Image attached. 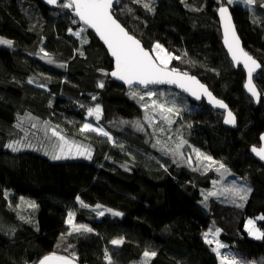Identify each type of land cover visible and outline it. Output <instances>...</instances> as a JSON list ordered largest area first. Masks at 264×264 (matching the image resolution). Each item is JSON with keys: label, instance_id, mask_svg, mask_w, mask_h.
<instances>
[{"label": "trees", "instance_id": "1", "mask_svg": "<svg viewBox=\"0 0 264 264\" xmlns=\"http://www.w3.org/2000/svg\"><path fill=\"white\" fill-rule=\"evenodd\" d=\"M221 5L225 0H119L114 14L146 47L152 50L158 42L181 57L171 67L196 75L225 100L237 117L235 127L225 125L223 113L206 103L179 105L173 87L127 88L114 80L113 59L71 9H52L40 0H0V38L13 41L11 47L0 44V264H36L53 252L74 254L81 264H109L106 251L114 264H144L145 251L157 253L147 264H220L204 237L216 228L237 261L264 264V239L245 230L246 220L254 218L264 232V164L251 153L264 133V0L229 5L245 47L262 65L254 78L262 93L258 105L245 91L244 69L224 48L216 14ZM79 28L84 31L74 35ZM151 90L157 92L153 108L165 100L163 105L173 109L171 136L157 132V142L148 119L152 107L143 95ZM96 105L102 110L96 123L114 141L80 131L85 122L94 123L87 107ZM37 120L90 149L91 159L53 160L38 148H7ZM37 133L48 148L55 147ZM188 150L225 165L236 177L232 187L235 181L252 188L247 199L233 194L229 201H204L217 174L193 166ZM52 195L75 202V224L94 231H72L67 219L49 210ZM77 196L92 207L82 208ZM22 198L37 203L35 216L13 210ZM95 205L123 215L97 217ZM121 238L122 244H111Z\"/></svg>", "mask_w": 264, "mask_h": 264}, {"label": "snow or ice", "instance_id": "2", "mask_svg": "<svg viewBox=\"0 0 264 264\" xmlns=\"http://www.w3.org/2000/svg\"><path fill=\"white\" fill-rule=\"evenodd\" d=\"M135 2L139 3L140 0H135ZM243 2L247 5H254L257 3V0H243ZM47 3L55 5L59 3V0H47ZM118 3L119 0H68L67 3L61 4V7L65 9H73L79 19L82 20L86 25H89L94 28L96 32L99 33L101 38L106 42L108 48L111 50V55L115 57V70L110 73L111 76L118 77L120 80L125 81L128 85H132L134 82H138L139 84L144 85L145 87L150 84H177L179 85V87L191 92V94L197 99H200V95L196 90H194L192 85H199V88L203 90L205 94L211 100H213L217 106L223 109L227 108V105L224 104L223 101L215 100V98L212 97V94L210 92H207L205 86L200 85L199 81L195 77L190 76L187 72L181 73L179 69L168 68V65L171 60H179L181 59V57L167 53V50L164 49L163 45L159 44L158 42L152 46V51L150 52L141 45L140 40L136 39L135 36L130 35L128 31L113 16V5ZM225 3L227 5H231L234 3V0H225ZM144 7L150 8V5L145 3ZM261 7L264 8V5H261ZM218 11L223 21L225 43L228 46L229 51L234 60L239 61L241 58L243 59L244 66L245 68H247L248 74V83L246 85V88L248 92L252 94V96L259 99L260 93L253 85L252 80L253 72L261 66L255 59H253L250 55L244 52L243 49L240 47L238 37H236L235 35L234 25L231 23V17L229 14L228 7L221 6ZM69 31L71 32L72 30L69 29ZM82 31L84 30L81 29L80 31H76L73 34L76 36H80ZM83 42L87 43L86 40H84ZM0 44L11 47L13 41L0 38ZM41 51H43V49ZM152 53H155V59L153 58ZM40 87L43 88L44 85L41 84ZM98 87L103 88V82H100ZM131 95L136 96L137 93L133 91L131 92ZM146 95L152 96L154 95V93L148 92L146 93ZM92 99L95 100L96 97L93 96ZM153 104H155V101H153ZM159 107L164 108L163 105H160ZM164 110L167 112L173 111V109L171 108ZM94 112L96 114V119L98 120L99 114L101 112V108L99 105H96L95 109H88V115L91 116ZM176 114L179 115L178 112ZM224 122L226 124H235V117L231 111H228L227 117L225 118ZM80 131L97 132L104 136L110 135L103 129L99 127H94L92 124L87 122L82 125ZM52 133L54 136L59 137L61 141H64V144L58 146L60 154L53 153L51 154L50 158L53 160L67 158L68 153L65 152V145L68 146V152H71V148L73 147V145L69 144L65 140V137L62 136L59 132H57L55 128L52 129ZM261 139L264 140V136H262ZM18 143L19 142L10 143L7 145V147L12 149L13 151H19L20 149L19 147H17ZM182 143H187V141H183ZM28 146L31 147V145ZM76 147L77 155L86 156V158L91 159L90 151H87L86 149L81 150L79 146ZM194 151L197 152L198 159L201 155H203L199 153V150ZM252 152L255 153L261 160H264V148L257 149L256 147H253ZM188 158L191 159V157ZM204 159L208 161L213 160L211 156H204ZM211 166V164L208 165V167ZM220 168H225V165L219 163V167L216 170L219 171ZM226 191H231L235 196H238L241 200H246L248 194L252 192V188L246 185H236L235 181H233V187L231 189H226ZM209 195H216V193L212 192L209 193ZM207 199L208 196H205L204 201H206ZM76 200L79 202V205L82 208L92 207L84 203V201H82L79 196H77ZM204 201H202V203H204ZM92 210L96 213L97 217L104 216L105 212L110 213L111 215L116 217H120L123 215V213L114 211L112 209H103L101 205H95ZM74 216L75 213L69 212L68 219L66 220V223L71 227L72 231L77 234L91 233L94 231V229H92L87 224H75ZM260 219L264 220V216H261ZM254 223L255 222L253 220L248 221L249 226L253 225ZM211 231L212 230L209 229L208 232L204 233L205 241L209 245L214 243V240L207 239L208 234ZM219 231V229L216 230L217 233ZM249 232L250 234L255 235L257 239H264V232H260L259 229L253 231V229L250 227ZM257 233L259 234L257 235ZM122 243L123 238L113 239L111 241V244L114 246H118ZM215 243L216 247L213 249V251L221 256L222 264H247V262L245 261H237L235 259L234 254H232V259H229L230 253L221 254L220 250L228 246L220 243L219 241H215ZM57 247H59V245ZM156 255V252L150 253L148 251H145L143 253V257L145 258L144 264H147L148 258L155 257ZM73 259H70L68 256H59L56 254V252H53L40 259L38 261V264H73ZM105 259L108 260L109 264H114V261H112L111 256L107 253V251L105 252Z\"/></svg>", "mask_w": 264, "mask_h": 264}, {"label": "rangeland", "instance_id": "3", "mask_svg": "<svg viewBox=\"0 0 264 264\" xmlns=\"http://www.w3.org/2000/svg\"><path fill=\"white\" fill-rule=\"evenodd\" d=\"M81 28L79 29H76L74 32L76 31H80ZM164 47V46H163ZM165 49V47H164ZM167 53H169L167 51ZM154 56H155V53H153ZM171 54V53H169ZM172 60L170 61L169 65L171 67V63ZM259 74V73H258ZM203 82V81H202ZM150 87V86H148ZM139 88H143V87H139ZM144 88H147V87H144ZM172 88V87H171ZM162 88H159L157 90V92H163ZM170 92H172L173 94H175V100L176 101H179V105H182L184 107V104H190V102L188 101L187 97L184 96L183 93H179V91H173L172 89H169ZM152 93H154V95L152 96H148L146 95V91H144L143 95L144 96H147L148 97V101L147 100V104L148 106L152 107L153 105V101L156 102V90H151ZM171 97V96H170ZM172 98V97H171ZM158 99H161V98H158ZM183 104H182V102ZM161 103V105H163L164 103H166L165 100H161L159 101ZM164 108H160V107H157L158 109H155L153 107H156L153 105V107L150 109L149 111V115H150V118L149 121H150V124H152L154 126V131H152L156 138V142H157V132H161L162 134H165L166 135V138L168 139V136H171L169 130H168V127L170 126L169 122L172 123L171 121H169V112L165 111L164 109H167L165 105H163ZM96 106L94 107H87V110L89 108H92V109H95ZM101 108V107H100ZM174 115L176 116V114L174 113ZM90 116V115H89ZM93 118H94V123L93 122H87V123H90L92 124L94 127H99L101 129H103L100 125H98L96 122H98L99 120L102 119V110L99 114V119L97 120L96 119V114L95 112L93 113V115H91ZM32 122V121H31ZM158 122V123H157ZM31 124V127L30 128H27L25 131H24V136L17 140L16 142H19L17 144V147H19V149H26V148H38L42 154L48 156V157H51V154L55 153V154H60L59 152V149H55V147L61 144H64V141H61L59 139V137L57 136H54L53 133H52V129H49L48 127L40 124V122L37 120L36 123H30ZM58 124L61 125V123L58 121ZM35 125V126H33ZM167 127H166V126ZM181 128V127H180ZM57 132H59L62 136L65 137V140L73 145V147L71 148V152H68V146L65 145V152L68 153L67 155V158L65 159H69V158H74V157H82L80 155H77V147L76 146H79V148L81 150H87V151H90V149L88 148H85L81 145H78L76 143H74L73 141H71L70 138L66 137L64 134H62V132H60L57 128H55ZM104 130V129H103ZM163 130L165 131V133H163ZM106 131V130H104ZM156 131V133H155ZM37 132H41L42 133V137H45V136H48L51 138H48V140H52L53 144L55 145V147L53 145H51V147H47L48 145L47 144H44V139L45 138H42L40 139V137L38 136V133ZM87 133L88 132H92V131H86ZM95 133V132H94ZM110 138H112L111 135H109ZM111 141H114L113 138L111 139ZM170 141V139H169ZM28 145H31V147H29ZM8 148V147H7ZM179 150L177 151L178 153L181 151L180 147H178ZM10 149V148H8ZM91 152V151H90ZM92 154V152H91ZM182 153H179L176 154L178 156H180ZM188 157H191V159H189L190 163L195 166L196 168H199L200 170H204V171H207V170H215L216 174H217V178L214 179L212 182H211V187L210 189L208 190H205L204 193H203V196H208V198H211V197H216V198H219V199H224V200H231L233 198H235V196L233 195V192L231 191H226V189H231L232 188V182L231 179L232 178H236L232 171L230 172V170H227L226 168H220L219 171H217L216 169L219 167V163H214L216 161L212 160V161H208L206 159H204V156H200V160H198L197 158V152L196 151H190L188 150V153H187ZM86 157V156H85ZM60 160H63V159H60ZM198 160V163L199 165H195V161ZM202 160V161H201ZM211 164L212 166L211 167H208V165ZM212 192H215L216 195H209V193H212ZM55 198H58L57 200H55ZM62 199V200H60ZM66 198H63V197H59V196H56V195H52L51 198H50V201H49V210L51 212H55L57 214H60L64 219H68V213L69 212H72L73 211V205L74 203L73 202H70V200H68ZM20 207L19 208H13V210L21 217H24V216H30V217H33L37 214L38 212V205L37 203L34 201V200H30V199H26V198H22L20 200ZM26 210V211H25ZM249 220H253L255 223L251 226L248 225V221ZM74 223H75V216H74ZM252 228L253 231H255L256 229H259L260 232H263L260 228H258L257 226V220L254 219V218H248L245 222V230L249 233V236L252 237V238H256L255 235H252L250 234L249 232V228ZM71 228V227H70ZM219 229V228H216V229H211L212 231L209 232L208 234V237L207 239L209 240H214V243L211 244V246L213 247V249L216 247V243L215 241H219L220 243L228 246V244H225L221 238H220V233H221V230L217 233L216 230ZM208 232V231H207ZM259 233H257L258 235ZM257 239V238H256ZM220 253L223 254V253H230L229 255V259H232L233 258V253H232V249L228 246L226 248H223L220 250ZM217 254V253H216ZM218 259H219V262L220 264H222L221 262V256L218 255ZM137 264H141V263H137Z\"/></svg>", "mask_w": 264, "mask_h": 264}, {"label": "water", "instance_id": "4", "mask_svg": "<svg viewBox=\"0 0 264 264\" xmlns=\"http://www.w3.org/2000/svg\"><path fill=\"white\" fill-rule=\"evenodd\" d=\"M40 1H41L43 4H45L47 7L52 8V9H56V8H58V7L61 5V3H63V2H65V3L68 2V0H59V3H58V4L53 5V4H49V3H47V0H40ZM115 5H116V4L113 5V16H114V18H115V19H116V20H117V21H118V22H119V23H120V24H121V25H122V26L128 31V33H129L130 35L135 36V35H134L133 33H131V32L128 30V28H127V27H126V26H125V25H124V24H123V23H122V22H121V21L115 16V14H114ZM221 6H226V7H228V9H229V14H230V17H231V23L234 25L235 35H236V37H238L240 47L243 49L244 52H246V53H247L248 55H250L253 59H255V60L260 64V66H261L260 68H257V69L253 72V80H252L253 85L255 86V88L257 89V91L260 93V98H259V99H257L256 97L252 96V94H251L250 92H248V90H247V88H246V85H247V83H248V74H247V68H245V66H244L243 59L241 58L239 61L234 60L233 57H232V55H231V53H230V51H229L228 46H227L226 43H225L224 30H223V21H222V19H221L220 13H219V11H218V9H219ZM221 6L218 7V9H217V11H216V14H217L218 20H219V22H220V27H221V32H222V42H223L224 48H225L226 52L228 53V55H229L231 61L233 62V64H234L236 67L241 66V67L244 69V71H245V83H244L245 91H246L247 94H248V95L254 100V102L258 105V104H260V102H261V99H262V93H261L260 89L258 88V86H257V84H256V82H255V80H254V78H255V77L258 75V73H260V71L262 70L261 62H260V60H259L256 56H254L252 53H250V51H248L247 48L245 47L244 42H243V40H242V38H241V36H240L238 30H237V26H236V23H235V20H234V17H233V14H232V11H231L230 6H229V5H221ZM71 13H72V15L74 16V18L78 19V21H79L83 26H86L88 29L92 30V31L95 33V35L97 36V38L100 40V42L105 46V48H106V50L108 51L110 57H111V58L113 59V61H114V69L111 71V72H113V71L115 70V57H113V56L111 55V50L108 48L106 42L101 38V36L99 35V33L96 32V30H95L94 28H92V27L89 26V25H86L82 20H80L79 17L76 15V13H75V11H74L73 9H71ZM135 37H136V39L140 40L137 36H135ZM140 42H141V45H142L145 49L149 50L150 52L152 51L150 48L146 47V46L144 45V43H143L141 40H140ZM152 55H153V58L155 59V56H154L153 53H152ZM168 68H169V69H172V67H170V66H168ZM180 72L183 73V72H185V71L180 70ZM187 73H188L190 76L195 77V78L199 81V84H200V85H204L205 88H206V90H207V92H210V93L212 94V97L215 98V100L223 101L224 104L227 105V108H226V109H223V108H220L219 106H217V105L214 103V101L211 100V99L205 94V92L199 88V85H195V84H193L192 87L194 88V90H196V91L198 92V94L200 95V99H197L196 97H194V96L191 94V92L186 91L185 89L179 87V85H177V84L163 83V84H150V85H148V86H170V87H173V88L177 89L178 91H180L181 93L187 95L189 98H191L192 101H193L194 103H197V104H199V105L202 104V103H206V105H208V106L211 107L212 109H214V110H216V111H221V112L223 113V122L225 121V118L227 117V113H228V111H231V112L233 113L234 117H235V124H234V125H233V124H226L225 122H224V124L227 125V126H230V127H235L236 124H237V117H236L235 113L231 110L230 106L225 102V100L219 98V97H218V96H217V95H216V94H215V93L209 88V86H208L206 83L202 82V80H200L196 75H193V74H191V73H189V72H187ZM112 78H113L114 80H116L117 82H119V83H121V84H124L127 88H134V87H143V88H144V87H145L144 85H141V84H139L138 82H134L132 85H128L125 81L120 80L118 77H113V76H112ZM148 86H147V87H148ZM262 136H264V133L260 136V139H259V140H260V145H256V146H253V147H256L257 149L264 148V140L261 139ZM253 147H252V148H253ZM252 148H251V153H252V155H253L258 161H260L262 164H264V160H261V159H260L255 153H253V152H252ZM48 255H49V254H48ZM57 255H58V254H57ZM45 256H46V255H45ZM59 256H61V255H59ZM42 258H43V257H42ZM42 258H41V259H42ZM69 258H70V259H73V258H71V257H69ZM36 264H38V262H37ZM73 264H81V263H79L78 261H76L75 259H73Z\"/></svg>", "mask_w": 264, "mask_h": 264}, {"label": "bare ground", "instance_id": "5", "mask_svg": "<svg viewBox=\"0 0 264 264\" xmlns=\"http://www.w3.org/2000/svg\"><path fill=\"white\" fill-rule=\"evenodd\" d=\"M184 96H186L188 100L192 101V99H191V98H189L187 95H185V94H184Z\"/></svg>", "mask_w": 264, "mask_h": 264}, {"label": "clouds", "instance_id": "6", "mask_svg": "<svg viewBox=\"0 0 264 264\" xmlns=\"http://www.w3.org/2000/svg\"><path fill=\"white\" fill-rule=\"evenodd\" d=\"M180 92V91H179ZM197 104V103H196Z\"/></svg>", "mask_w": 264, "mask_h": 264}]
</instances>
